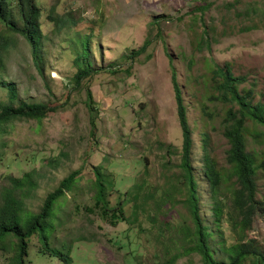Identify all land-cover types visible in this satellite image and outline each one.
Masks as SVG:
<instances>
[{
  "label": "rangeland",
  "instance_id": "1",
  "mask_svg": "<svg viewBox=\"0 0 264 264\" xmlns=\"http://www.w3.org/2000/svg\"><path fill=\"white\" fill-rule=\"evenodd\" d=\"M46 2L49 6L59 5L58 14L69 11L76 24L61 31L42 28V75L32 64L30 49L25 40L9 33L0 24V35L9 43L3 52L4 68L1 77L6 83L16 85L18 98L26 103L49 104L63 102L69 93L66 106L42 123L17 124L0 138L1 147L2 142H10L5 150L7 158L17 150H21L22 160L36 156L33 166L41 168L44 173L36 197L28 202V209L36 211L46 194L84 163L88 166L102 165L106 173H116L126 178H146L159 184H165L162 176L171 177L178 172L176 165L182 148V134L171 85L172 65L187 106L192 131L193 152L190 164L199 183L200 215L205 221L211 222L204 193L206 188L200 185L203 169L202 133L208 137L206 148L210 157L224 175L225 181L229 182L228 185H233V178L229 177L230 166L226 161L229 143L222 133V121L229 105L208 98L210 93H214L210 83L212 69L214 65L230 68L235 77L243 78L238 90L242 94L249 91L252 103L264 106V0ZM224 5L232 6L225 8ZM205 6L210 8L204 13L197 9H204ZM249 7L251 10L256 9L259 17H255L261 22L252 30L242 31L240 28L252 24V21L247 22L245 18L239 17ZM154 20H160L157 26H152ZM90 30H93L89 44L91 63L106 71L88 80L98 109L95 141L89 135L84 90L79 87L75 91L72 79L77 71L72 50L77 47L83 35H90ZM212 30L215 32L212 33ZM204 32L209 38L208 48L203 40ZM146 39L150 40L146 54L151 55V58L143 54L133 59L131 52L138 50ZM4 88L0 85V103L7 99ZM201 106L205 109L202 110ZM245 139L248 151H264V127L247 120ZM62 152L68 159L62 158L60 168L50 170L46 166L47 160ZM141 157L146 160L149 170L146 177L139 174ZM23 167L28 170L25 165ZM88 168L84 170V178L78 184L79 187L86 185L91 177ZM2 172L3 169H0V174ZM13 174L18 176L20 172L14 169ZM256 181L257 198L264 199V174L258 172ZM129 185L131 183L124 182L123 187ZM177 199L181 198L178 196ZM166 208L169 212L168 220L174 218L179 225L191 226V218L181 203L167 205ZM98 215L92 214L90 218H97ZM126 228L127 223L112 227L101 220H96L91 226L80 219L64 221L62 226L56 228L51 243L61 252H69L70 260L36 255L32 247L29 264H136L142 261L143 264L157 261L165 264L167 259L162 245L158 249L151 245L156 243L154 234L151 237L131 233V239L125 241L126 251L115 247L112 234L118 235ZM170 229L175 234L172 226ZM222 229L229 233L224 222ZM78 233L86 240L74 239ZM247 237L257 241L260 251L264 253L262 216H256ZM135 239L140 242V252L134 244ZM31 241L37 251L38 239L34 237ZM164 241L167 242L168 237ZM10 255L8 253L6 256ZM217 256L221 258L223 254ZM175 264L202 263L197 254L191 253L189 256H181Z\"/></svg>",
  "mask_w": 264,
  "mask_h": 264
},
{
  "label": "trees",
  "instance_id": "2",
  "mask_svg": "<svg viewBox=\"0 0 264 264\" xmlns=\"http://www.w3.org/2000/svg\"><path fill=\"white\" fill-rule=\"evenodd\" d=\"M229 8L232 5H224ZM59 5L49 6L46 0H0V24L13 35L21 36L30 49L31 61L37 72L41 74L42 28H54L57 31L75 25L76 22L69 11L57 13ZM210 6L197 8L208 10ZM239 17L245 18L251 25H246L242 31H249L260 24L256 9H246ZM160 20L151 22L157 26ZM225 25V23H224ZM223 25V26H224ZM215 31L212 30V33ZM92 33V34H91ZM159 34V31L157 30ZM83 35L76 48L73 63L76 67L73 82L75 91L80 87L84 90V104L88 111L89 135L96 140V120L98 117L97 105L88 86V80L94 75L104 72V68L94 67L90 59L89 44L93 35ZM204 42L209 47V38L204 32ZM150 40L136 51L131 57L147 55ZM9 43L0 35V85L7 92V99L0 103V138L7 135L10 128L20 123H42L49 116L63 109L68 100L67 93L63 102L49 104L26 103L18 98V89L14 83L2 80L4 68L3 52ZM168 55V54H167ZM148 59L151 55L146 56ZM169 61H171L170 56ZM172 64V63H171ZM106 72V71H105ZM42 75V74H41ZM242 77H235L230 68H221L214 65L211 76L209 100L228 104L226 116L222 121V133L229 143L226 161L230 166L229 177L233 178V185H228L225 177L218 170L215 161L210 157L206 144L208 137L202 133V162L203 166L200 184L205 189L208 201V210L212 217L207 222L200 215V202L198 196L199 183L191 167V154L193 152L192 131L190 129L187 106L183 99L181 87L176 72L171 65V85L173 87L177 118L182 134V148L176 168L179 170L171 177L162 176L165 184L150 182L146 178H126L116 173H106L102 165H84L63 178L58 186L48 192L36 211L28 209V202L36 197L40 188L39 181L44 173L41 168L33 166L36 156L20 159L17 150L7 158L6 149L10 142H2L0 146V263L1 264H29L30 249L39 256L57 257L68 261L69 252H61L52 246L56 228L65 222H74L77 219L86 221L90 226L101 220L115 227L126 224L128 228L120 233L112 234L113 244L119 250L126 251L125 241L131 239V233L155 236L156 243L151 245L154 249L160 248L165 255V264H175L181 256L195 253L200 257L202 264H264V253L260 251L257 241L247 237L256 216L264 218V199L257 198L258 172L264 174V151L257 153L248 151L245 139V122L264 127V106L253 104L250 92L241 93L239 84ZM204 110L205 107L201 106ZM68 159L65 153L47 160V167L56 170L62 165L61 159ZM146 160L141 157L139 162L141 176H148L149 170ZM111 164V163H110ZM112 164L116 165L115 162ZM26 166L28 170L23 169ZM33 166V167H32ZM166 167V164H163ZM88 168L91 177L86 185L78 184L84 178V170ZM18 170V176L13 170ZM235 180V181H234ZM124 182L131 185L123 187ZM176 183V184H175ZM181 199H177V197ZM86 199V201L84 200ZM181 203L191 218V226H182L174 218L168 220L167 205ZM97 210L99 211L97 213ZM92 214H99L97 218H90ZM59 221V224L57 222ZM228 227L229 233L224 232L222 223ZM172 226L175 234L170 229ZM86 231V228L84 229ZM71 235V233H68ZM38 239L37 251L31 245V240ZM168 237V241H164ZM74 239H84L78 233ZM134 239V238H132ZM118 244H117V242ZM165 242V243H164ZM137 243V244H136ZM136 249L140 252V242L135 239ZM11 255L7 257L6 255ZM222 253L223 257L217 255ZM156 257V256H155ZM125 258V255H124ZM159 260V258H154ZM164 259V260H165ZM65 261V262H66ZM136 264H143L142 262ZM153 264H164L161 261Z\"/></svg>",
  "mask_w": 264,
  "mask_h": 264
}]
</instances>
